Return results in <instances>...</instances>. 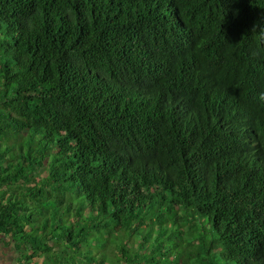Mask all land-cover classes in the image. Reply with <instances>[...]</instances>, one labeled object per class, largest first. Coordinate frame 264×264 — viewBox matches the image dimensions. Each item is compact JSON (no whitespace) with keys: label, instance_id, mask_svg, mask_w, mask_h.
Returning <instances> with one entry per match:
<instances>
[{"label":"trees","instance_id":"1","mask_svg":"<svg viewBox=\"0 0 264 264\" xmlns=\"http://www.w3.org/2000/svg\"><path fill=\"white\" fill-rule=\"evenodd\" d=\"M260 92L264 0H0V240L264 264Z\"/></svg>","mask_w":264,"mask_h":264},{"label":"rangeland","instance_id":"2","mask_svg":"<svg viewBox=\"0 0 264 264\" xmlns=\"http://www.w3.org/2000/svg\"><path fill=\"white\" fill-rule=\"evenodd\" d=\"M5 260L2 263V260ZM8 260V262L6 261ZM20 264L18 261V256L16 254V251L10 241V239H2L0 240V264Z\"/></svg>","mask_w":264,"mask_h":264},{"label":"clouds","instance_id":"3","mask_svg":"<svg viewBox=\"0 0 264 264\" xmlns=\"http://www.w3.org/2000/svg\"><path fill=\"white\" fill-rule=\"evenodd\" d=\"M255 27H253V30H255ZM258 101L261 103V104H264V92H260L259 93V96H258Z\"/></svg>","mask_w":264,"mask_h":264},{"label":"crops","instance_id":"4","mask_svg":"<svg viewBox=\"0 0 264 264\" xmlns=\"http://www.w3.org/2000/svg\"><path fill=\"white\" fill-rule=\"evenodd\" d=\"M1 260H2V263L5 261V260H3L2 258H1ZM7 262H8V260H6ZM6 264H8V263H6Z\"/></svg>","mask_w":264,"mask_h":264}]
</instances>
